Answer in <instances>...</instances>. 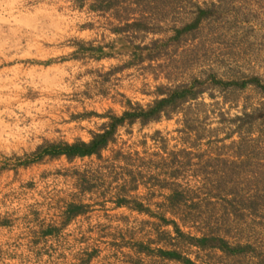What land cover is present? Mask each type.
I'll return each mask as SVG.
<instances>
[{
    "label": "rangeland",
    "instance_id": "374dc122",
    "mask_svg": "<svg viewBox=\"0 0 264 264\" xmlns=\"http://www.w3.org/2000/svg\"><path fill=\"white\" fill-rule=\"evenodd\" d=\"M92 2L80 9L76 0H0V264H85L96 247L100 254L90 264H177L129 249L116 255L108 236L139 228L134 242L159 241L167 232V243L152 249L177 248L197 264H264V0L123 2L119 15L145 18L148 33H115L125 25L118 11L92 12ZM198 7L213 15L173 41L195 22ZM131 45L149 48L143 60ZM99 47L103 54L92 51ZM213 75L248 84L212 86L207 80ZM254 78L260 86L250 83ZM195 80L206 81L197 100L169 120L122 127L101 163L46 158L19 167L41 146L91 141L108 122L104 117L122 116L129 101L147 107L159 88ZM119 149L139 154L135 169L143 176L129 197L177 220L187 235L220 237L252 250L239 256L203 251L181 243L173 227L118 210L113 200L132 187L128 177L110 178L79 197L72 173L99 170ZM149 160L153 165L144 168ZM157 165L182 173L175 182L160 175L154 186L150 176L162 174ZM177 185L185 201L173 207L167 198ZM68 196L89 205V214L60 237H42L41 227L61 222Z\"/></svg>",
    "mask_w": 264,
    "mask_h": 264
},
{
    "label": "trees",
    "instance_id": "16d2710c",
    "mask_svg": "<svg viewBox=\"0 0 264 264\" xmlns=\"http://www.w3.org/2000/svg\"><path fill=\"white\" fill-rule=\"evenodd\" d=\"M87 1L90 0H76L77 7L82 9L85 7ZM92 4H90L89 9L92 12H100V13H108V12H117L116 19L125 23L123 27H117L114 29L115 33H126L130 31H134L135 33L145 32L148 33L152 29L149 28L148 24H146L145 18L140 19H131L130 13L126 17H122L119 15V9L124 3H127L128 0H92ZM131 3L137 6H142L143 3L152 4L158 0H129ZM129 8V7H128ZM126 9V11H130ZM213 15L211 9H203L198 7V15L191 25L177 32L176 37L173 41H177L180 39V36L189 32L190 30H194L198 27L200 22L203 19H207ZM133 21V22H132ZM158 43L155 44V48H157ZM134 51L135 57H140L142 59V53L144 50H148L149 48H141L140 46L131 45ZM112 48V47H110ZM94 53L103 54L104 48L99 47L95 50H92ZM153 52V51H152ZM153 58L152 56H150ZM210 79L207 82H211L212 86H218L223 88H229L231 86L245 87L248 83L244 82L239 84L238 82H222L217 80L216 75L210 76ZM250 83H254L260 86L261 81L258 78H254L250 80ZM206 81L195 80L190 84L180 85L173 89L159 88L158 89V99L155 100L152 104L147 107H143L140 104H133L132 102H128V108L123 113L122 116L110 115L104 118L108 119V122L103 124L97 133L92 134V139L89 142H85L82 140H78L75 143H59V144H48L46 146H41L37 149L36 153L33 154V159L30 161H24L19 167H30L34 164L42 163L46 158L50 160H58L61 158H65L69 163H73L76 160H85V159H93L95 158L100 163L103 158V153L109 150L110 146L115 144L117 141V135L119 130L126 126H133L137 122H139L142 126H147L152 123H158L163 119H170L172 114L177 113L181 107L185 104L195 101L199 98V96L206 91L204 85ZM253 119V117L251 118ZM245 123V120H243ZM139 155L138 153L127 154L123 149H119L113 155V158L110 160H106L102 166H98L99 170H86L84 172H80L75 170L72 173V178L75 179L76 183V194L80 196L86 195L89 193H93L97 188L101 189L105 186L108 179L113 178L115 182H119L122 177H128L130 180L129 184L132 185L128 192L125 190L119 193L117 198H115L114 204L116 208L122 209L127 208L132 212H137L142 215H146L152 219H156L159 221V228L165 227H173L174 232L176 234V238L180 240V242L186 243L188 246L193 248H198L203 251H221L225 253L227 256H239L251 251V247H232L228 244V242L224 238L220 237H212V236H204L202 238L193 237L191 235H187L183 232L181 225L174 219H167L164 215H156L150 210L149 207L145 206L144 202L141 200H133L132 197H129L132 193L136 191V183L140 182V178H142V172L136 171V159L135 157ZM101 165V164H99ZM151 160L146 161L144 163V168H151L152 166ZM158 167V165H157ZM161 167H163L161 165ZM158 171H162V174H159V177L151 179L150 182L154 181V186L159 185L160 183V175L165 176L166 180L177 181L182 172L177 170L176 172L168 173L165 169H159ZM3 168L2 170H5ZM203 169V168H202ZM120 172V173H119ZM141 176V177H140ZM145 179V177H144ZM158 182V184H157ZM151 183H149L150 185ZM222 185V183H220ZM180 185H177L173 194L167 198V201L171 206L175 207L185 201L184 193L179 191ZM165 189V187H164ZM70 199L68 203H66L64 210L61 215V222L50 224L46 227H41L40 232L42 237L48 238L60 237L65 228L70 225L74 220L79 217L86 216L89 214L91 207L87 204H83L82 201L79 202L78 196L74 198L73 196H68ZM139 229H126V230H115L113 234L108 237L111 238L112 244L111 246L116 249V255L120 252V250L129 249V253L131 255L137 256H147V257H157L163 261L167 262H176L177 264H197V262L190 259L186 254H184L179 249L175 248L171 249H152V246L158 243L166 242L168 237L167 232L161 233V239L159 241L148 240L147 242H134L136 233ZM118 231V232H117ZM160 233V232H157ZM162 234L164 235L163 238ZM170 239L171 241H176L175 239ZM81 239L85 242L87 239L82 233ZM99 239L94 240V244L99 243ZM181 242V243H182ZM86 243V242H85ZM167 243V242H166ZM95 246V245H94ZM100 254L99 250L94 249L93 252L88 253L87 259L83 262L85 264H90L94 259L98 258Z\"/></svg>",
    "mask_w": 264,
    "mask_h": 264
}]
</instances>
